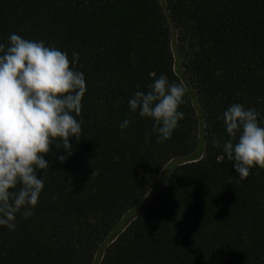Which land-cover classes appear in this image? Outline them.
<instances>
[{"label": "trees", "instance_id": "1", "mask_svg": "<svg viewBox=\"0 0 264 264\" xmlns=\"http://www.w3.org/2000/svg\"><path fill=\"white\" fill-rule=\"evenodd\" d=\"M12 33L78 53L87 91L82 138L64 162L46 154L32 215L0 227V264H264V169L238 178L222 119L233 103L264 116V0H0V43ZM161 74L186 103L157 143L128 100Z\"/></svg>", "mask_w": 264, "mask_h": 264}, {"label": "clouds", "instance_id": "2", "mask_svg": "<svg viewBox=\"0 0 264 264\" xmlns=\"http://www.w3.org/2000/svg\"><path fill=\"white\" fill-rule=\"evenodd\" d=\"M79 54L44 41L25 39L12 33L8 43H0V227L16 228V214L28 218L44 189L51 161L45 159L52 146L61 147L67 155L74 151L70 138H82L83 97L87 91L83 72L76 68ZM155 76V74H152ZM138 90L128 100L132 113L152 120L157 143L171 139L179 121L184 119L181 105L186 103V88L170 82L161 74ZM229 139L223 152L240 180H246L252 169H264V116L255 108L231 104L222 115ZM129 119L120 124L121 130ZM151 133H146L150 137ZM219 140H213L218 146Z\"/></svg>", "mask_w": 264, "mask_h": 264}, {"label": "rangeland", "instance_id": "3", "mask_svg": "<svg viewBox=\"0 0 264 264\" xmlns=\"http://www.w3.org/2000/svg\"><path fill=\"white\" fill-rule=\"evenodd\" d=\"M170 38H171L172 50L175 52V48H176V44H177V36H176V31L174 29H172V28H171V37ZM174 65H175V67H177L178 65L180 66V62H179V60L177 58H175V60H174ZM202 129H203V124L201 123V119L199 118V124H198L197 134H196L197 146L195 148V151L201 150L202 146H203V132H202ZM173 163H174V161L171 162V163H167L164 166L165 169L170 167V165H173ZM161 174L160 173L158 174L155 182L153 183L152 187L148 191V193H150V194L148 195V193H147V197L150 196L152 193L156 192L160 188V185H161L160 180H161V176H162ZM100 257H101V255H100ZM95 258H97V255L95 256Z\"/></svg>", "mask_w": 264, "mask_h": 264}, {"label": "water", "instance_id": "4", "mask_svg": "<svg viewBox=\"0 0 264 264\" xmlns=\"http://www.w3.org/2000/svg\"><path fill=\"white\" fill-rule=\"evenodd\" d=\"M100 255H101V253H100V252H99V253H97V258H98V257H100ZM95 261H96V259H95ZM94 264H95V263H94Z\"/></svg>", "mask_w": 264, "mask_h": 264}]
</instances>
